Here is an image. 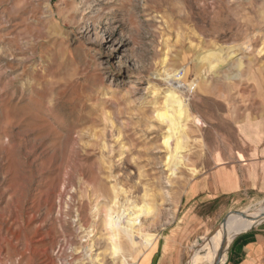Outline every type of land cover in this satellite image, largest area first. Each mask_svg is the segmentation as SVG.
<instances>
[{
  "label": "rangeland",
  "instance_id": "1",
  "mask_svg": "<svg viewBox=\"0 0 264 264\" xmlns=\"http://www.w3.org/2000/svg\"><path fill=\"white\" fill-rule=\"evenodd\" d=\"M255 146L264 0H0V264H195Z\"/></svg>",
  "mask_w": 264,
  "mask_h": 264
},
{
  "label": "crops",
  "instance_id": "2",
  "mask_svg": "<svg viewBox=\"0 0 264 264\" xmlns=\"http://www.w3.org/2000/svg\"><path fill=\"white\" fill-rule=\"evenodd\" d=\"M249 150L251 155L250 164L255 163L254 171H256L255 176H252L250 179V188L254 192L262 193L260 198L262 200V198H264V191H260L259 181L256 180L258 173L256 167L258 166V148L255 146L251 147ZM244 163L245 162L241 161L240 165ZM246 164L249 163L246 162ZM247 183V179H243L242 181L238 179L237 182H232L229 186L221 185L220 194H222V196H229L231 193L238 192L241 189H243V192L246 194L247 188L245 184ZM226 250L222 264H264V221L259 225L249 227L247 230L235 235Z\"/></svg>",
  "mask_w": 264,
  "mask_h": 264
},
{
  "label": "bare ground",
  "instance_id": "3",
  "mask_svg": "<svg viewBox=\"0 0 264 264\" xmlns=\"http://www.w3.org/2000/svg\"><path fill=\"white\" fill-rule=\"evenodd\" d=\"M169 101L165 103V112L164 113H158L156 118L160 122H166L167 120V114L170 112L169 111ZM168 139L164 140V145L168 147ZM172 156L170 155L168 158L171 160ZM142 210V209H141ZM149 210V209H148ZM147 210V211H148ZM144 211V210H143ZM143 213V212H142ZM253 216V217H252ZM248 217H251L248 219ZM247 219H245L242 223L240 224H235L230 227L231 229L228 230V232L232 231V234L229 237H225L224 235L222 237L216 238V242L214 240H209V243L206 244H201V246L198 247L196 252L194 253L192 259L195 264H201L204 259L209 257L210 255L217 254V252L220 251L221 245H223V251L228 247L229 243L232 241L233 237L237 235L238 233L247 230V228L259 224L263 222L264 220V206H262L261 209L258 211L252 213L249 215ZM118 219H110L111 223H114V225H118ZM110 225V224H107ZM226 232V233H228ZM215 259V258H214ZM215 262V261H214Z\"/></svg>",
  "mask_w": 264,
  "mask_h": 264
},
{
  "label": "water",
  "instance_id": "4",
  "mask_svg": "<svg viewBox=\"0 0 264 264\" xmlns=\"http://www.w3.org/2000/svg\"><path fill=\"white\" fill-rule=\"evenodd\" d=\"M263 205H264V198L262 199V204L258 207V209H261ZM234 214L239 215V216H241V217H245V216H244L242 213H240V212H235ZM227 220H228L227 217L224 218V220L222 221V225H223V226L226 225ZM263 221H264V220H263ZM261 223H263V222H261ZM261 223H259V224H261ZM259 224H256V225H259ZM256 225H253V226H256ZM253 226H251V227H253ZM226 249H227V248H226ZM222 252H223V245H221V249H220V251H219V253H218V255H217V258H216V260H215V262H214L213 264H219L220 259H221V256H222Z\"/></svg>",
  "mask_w": 264,
  "mask_h": 264
}]
</instances>
